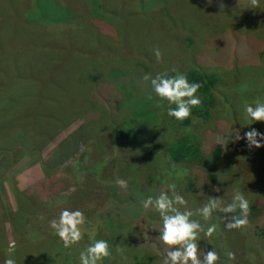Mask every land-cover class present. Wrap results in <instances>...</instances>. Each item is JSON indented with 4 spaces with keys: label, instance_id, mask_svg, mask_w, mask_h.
Instances as JSON below:
<instances>
[{
    "label": "rangeland",
    "instance_id": "1",
    "mask_svg": "<svg viewBox=\"0 0 264 264\" xmlns=\"http://www.w3.org/2000/svg\"><path fill=\"white\" fill-rule=\"evenodd\" d=\"M111 1L117 6L118 30L130 37L148 31V43L125 48L110 35L97 36L89 0H0V75L11 76L0 83V139L13 137L3 131L2 121H17V127L39 133H30L31 141L26 135L15 142L25 145L22 152L0 144V264L10 258L19 264L18 257L46 264L49 250L58 244L49 243L58 240L49 221L65 208L79 209L86 217L84 238L71 248L68 264H79L84 241L98 239L107 240L111 251L112 243L125 249L120 260L106 258L107 264H162L159 243L167 246L158 239L161 219L142 201L173 183L194 213L208 196L227 204L241 189L249 201L245 227L224 229L220 213L208 221L192 217L205 228L217 225L212 237L201 233L200 254L214 249L220 264H264L259 234L264 146L249 149L244 139L222 143L235 131L264 133V122L244 112L246 103L264 100V0L255 9L249 0ZM153 18L156 26L150 25ZM209 23L224 27L223 34L235 29L237 37L231 39L236 42H225L222 52L220 45L212 48ZM156 48L162 60L157 61ZM135 66L140 69L131 72ZM190 67L214 74L217 81L210 93V118L182 126L167 114L175 105L160 100L143 76L165 71L171 76L172 69L183 73ZM88 73L90 82L83 79ZM47 131L52 133L40 135ZM119 131L129 139L117 138ZM182 137L197 147L198 160L173 163L163 155L165 146H175ZM156 143L158 149L148 157ZM215 146L220 155L213 161ZM13 188L22 193L20 208L29 212L15 225ZM126 236L142 247L131 246ZM229 251L236 254L234 261ZM61 254L48 259L60 264Z\"/></svg>",
    "mask_w": 264,
    "mask_h": 264
},
{
    "label": "clouds",
    "instance_id": "2",
    "mask_svg": "<svg viewBox=\"0 0 264 264\" xmlns=\"http://www.w3.org/2000/svg\"><path fill=\"white\" fill-rule=\"evenodd\" d=\"M250 8H257L260 0H249ZM157 61L161 60L162 52L159 48L153 50ZM176 73L169 76L168 72H162L152 77L144 75L143 80L149 82L152 91L160 100H166L169 105L167 114L176 120H185L190 117L191 109L200 105V97L196 95L201 85L190 83L187 77L179 73L177 69H172ZM148 99H152L149 95ZM161 105L157 103V107ZM244 112L252 121L264 122V100L256 99L253 103L244 105ZM244 139L246 147L249 149L264 146V133L252 128L244 133L239 131L229 133L222 138L223 146L229 141L232 142ZM219 191V189H214ZM171 193V194H169ZM187 200L176 190V185L169 184L165 191H161L153 198L148 196L142 201L145 209L152 208L159 213L161 227L158 239L167 246V250L162 253V264H217L220 259L219 254L214 250L203 252L199 241L201 233L205 237H212L217 225L211 224L205 228L198 220L192 219L194 215L201 216L205 221L211 219L214 213H220V222L224 229L233 230L245 227L248 224L249 201L241 189L234 190L231 202L224 204L219 197L208 196L206 203L198 208L195 213L187 207ZM43 218V217H41ZM86 224L84 213L79 210L62 209L58 218L49 221V227L54 234L59 237L65 249H70L77 245L84 238L83 225ZM115 251L123 257L125 249L119 245L115 246ZM229 260H235L236 254L229 251ZM112 257V251L107 240L98 239L86 245L79 252V264H103L106 258ZM4 264H15L13 259H7Z\"/></svg>",
    "mask_w": 264,
    "mask_h": 264
},
{
    "label": "trees",
    "instance_id": "3",
    "mask_svg": "<svg viewBox=\"0 0 264 264\" xmlns=\"http://www.w3.org/2000/svg\"><path fill=\"white\" fill-rule=\"evenodd\" d=\"M92 1L95 2L94 7H93V5L90 4V3L93 4ZM89 2L88 3L90 6V10H91V13H90L91 17L96 18V20L98 22V26H97L98 30L96 32V33H98V34H96L97 36H100L103 34V37H104V35H106V37H107L110 35L112 38L115 39V41L119 45L122 43H123V45H126L125 48L131 47L133 45L142 46V45L148 43V40L150 39L149 38L150 34L148 33V31L144 32V33H139V35L137 37L136 36L130 37V36H127V34H125V31L123 29L121 31L118 30V26L114 25V22H116L117 18H118L115 16V14L117 15V13H116L117 6L115 7L111 0H89ZM96 2H97V5H96ZM179 3H181V2H179ZM200 11H201V9H200ZM157 23H158V21L153 18L150 25L156 26ZM208 25L212 29L211 32H209V34H207V36H209V38L212 37L211 39H213L211 41V43H213L212 48H216L218 45H220L219 50H217V51L222 52V50L220 48L223 46V44L225 42L228 43L227 46H230L236 42V41H232V39H231V37L232 38L237 37L235 34H237L238 32L235 29L228 28L225 30L226 33L223 34L224 27H222L220 30V29H217V24H212V23L210 24L209 23ZM221 31H222V33H221ZM114 32H118L115 35L116 37L112 36V33H114ZM91 39L95 40V42H96V39L98 40V38H94L93 36ZM105 42H106V40L103 41V43H105ZM208 44H209V42H208ZM164 49L165 48L163 47L162 50H164ZM160 50H161V48H160ZM140 66H141L142 71H144V73H145L146 71L144 70L143 66L142 65H140ZM140 66H135L134 70L130 69L131 72L135 71L136 68L140 69ZM91 71H93V70H91ZM118 71H120V70H118ZM121 72H125V71L122 70ZM152 73H155V72L153 71ZM93 74H95V73H93ZM175 74L176 73L172 72L171 76H173ZM182 74H184L187 77V79L190 83H199L201 85L198 92L196 93V95L200 97L201 103L199 106L193 107L191 109V115L189 118L180 121L181 125L183 126V125L188 124L190 122V120H192V119L200 120V122L207 121L210 118V114H209V110H208L210 93H211V90L217 81L216 76L214 74L203 72V71L196 69V68L191 69V67L188 68L186 71H184ZM91 76L93 77V75L88 73L87 75L83 76V79L90 82V81H92V79L90 78ZM10 78H11V76L0 75V83L4 79H10ZM2 85L3 84H0V87ZM7 85H10V87H11L12 83L10 82ZM7 85L4 86V89L2 90V92L7 91V87H8ZM2 124L4 127H6V128H3V131L11 132L13 134V137H12V139L7 140V141H5V140L2 141L0 139V144L3 142L2 147H6L7 145H14V149L17 152H22L25 145L20 142L17 146H15L16 141L17 142L22 141V139L24 137H26V135L29 138V140L31 141L30 133L39 134L37 132H34V130L29 132L27 130H24V129L17 127V121L16 122L2 121ZM52 131H47L45 134H40V135L43 136L46 134H51ZM0 132H2V131H0ZM115 135L117 138H119L121 140H128L129 139V136L127 135V133H125L123 131H119V132L115 133ZM157 149H158V143H156L153 147H151L148 150L147 156L148 157L153 156L154 155L153 153ZM163 155H165L167 157V159L173 163L193 162L195 160H198V158L200 157L199 150L197 149V147L195 145H193L191 143V141L187 137H182V138L177 139V143L175 144V146L172 145V143H170V145L165 146V152L163 153ZM219 155H220V147L215 146L213 148V150L211 151L212 160L213 161L218 160ZM213 181L214 180H212V177L210 176V182L213 183ZM13 193H14V197H15L16 209L12 212V215L14 216V219H15V223H14V225H15V224H18L19 221L24 220L25 217L29 214V212L26 209L20 208L19 197H17V196L22 194V193L16 188H13ZM115 220H117V223H118V221H119L118 217H116ZM116 226H119V224H117ZM259 234H260V236L264 237V225L262 228H260ZM55 239H58V240H53V241L51 240L49 243L50 244H51V242L56 243V241H57L58 242V244H56L57 248L54 251L49 250L50 254L47 256V260L45 261V263L46 264H55L54 261H52L51 259H48V258L54 257L55 255H57V254L59 255V253H62L60 264H68L71 248L65 249L63 247L62 241L59 239L58 236H56ZM134 240L135 241H133L132 238H130V236H126V241L131 246L136 247V248H138L139 246L142 247L140 245V242L138 239L134 238ZM84 244H85V246L88 245L86 241H84ZM152 244H153L152 241H147V245H152ZM111 245H112L111 261L115 260V259L120 260L122 256L115 251L116 245H114L113 243ZM159 245L162 247L161 256H160V257H162V253H164L167 250V248L165 246L163 247L160 243H159ZM155 246L157 247V244H155ZM52 247H55V245ZM35 248L37 249V247H35ZM61 249H64V250H61ZM36 251H38V250H36ZM216 252L218 253V251H216ZM47 253H48V251H47ZM42 255L45 256L44 253ZM219 257H220V255H219ZM17 261L19 264H28L31 260L29 261L27 258L25 261H23L22 259H19V257H18ZM103 264H107L106 260L103 261ZM217 264H220V259L217 261Z\"/></svg>",
    "mask_w": 264,
    "mask_h": 264
}]
</instances>
